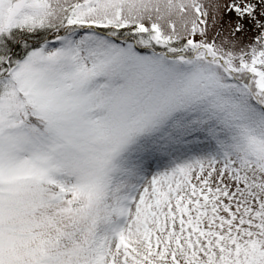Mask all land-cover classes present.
<instances>
[{
  "label": "snow or ice",
  "instance_id": "snow-or-ice-1",
  "mask_svg": "<svg viewBox=\"0 0 264 264\" xmlns=\"http://www.w3.org/2000/svg\"><path fill=\"white\" fill-rule=\"evenodd\" d=\"M0 264H264V0H0Z\"/></svg>",
  "mask_w": 264,
  "mask_h": 264
}]
</instances>
